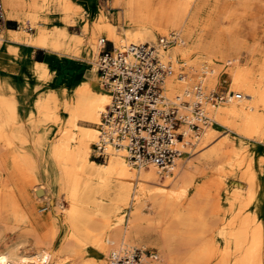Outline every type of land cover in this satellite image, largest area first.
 I'll return each mask as SVG.
<instances>
[{"label":"bare ground","instance_id":"obj_1","mask_svg":"<svg viewBox=\"0 0 264 264\" xmlns=\"http://www.w3.org/2000/svg\"><path fill=\"white\" fill-rule=\"evenodd\" d=\"M2 3L8 16L30 18L35 26L32 32L6 31L7 41L86 62H92L101 49V37L117 48L130 42H152L158 33L176 31L179 39L169 42L160 53L171 60L175 71L164 77L165 95H180L201 80L206 89L227 83L230 91L240 96L207 105L211 119L208 125L203 124L200 136L182 125L185 141L195 137L197 148L192 154L197 155L176 158L171 170L160 171L151 163L134 167L124 150L109 146L103 151V162H97L90 158L98 141L96 125L110 103L111 92L96 86L103 84L93 66L77 78L75 86L52 88L56 69L35 62L29 69L37 84L29 91L33 93L37 85L47 88L34 99L37 107L30 108L29 117L35 113L39 117L29 129H37L44 121L59 129L60 137L50 147V156L59 164L53 166L43 163L38 153L13 147L11 127L24 118L25 109L10 96L15 83L0 76V147L8 146L9 158L7 164L0 160V228L24 224L36 232V221L26 213L12 176L44 198H56L57 205L60 202L55 195L63 191L67 203L62 206L63 235L54 249L44 248L41 235H37L35 252H22L23 240L17 241L0 249V264H106L109 256L108 264L114 252L136 246L131 243L157 245L160 264H264V155H258L264 147V0H112L109 8L95 0ZM227 16L232 18L231 24L225 23ZM55 19L62 23L56 24ZM75 24L80 32L72 34L67 26ZM4 32L0 43L9 48ZM183 64L186 75L180 78L176 71ZM28 86L25 82L16 89L18 103ZM2 88H7L8 94ZM216 125L221 126L220 133ZM203 166L214 169L204 182L214 178L222 188L225 179L240 178V184L230 192L221 224L211 215L221 210L218 201L209 203L202 183L195 184L198 174L204 173ZM191 188L194 190L188 196ZM49 206L47 202L37 210ZM209 206L210 212L205 213ZM177 229L188 233L182 236L188 239L186 250H178L174 244ZM55 234L49 230L45 242H52ZM219 236L224 241L222 247L217 244ZM89 245L96 248L95 257L85 256ZM213 257H217L214 263Z\"/></svg>","mask_w":264,"mask_h":264},{"label":"built area","instance_id":"obj_2","mask_svg":"<svg viewBox=\"0 0 264 264\" xmlns=\"http://www.w3.org/2000/svg\"><path fill=\"white\" fill-rule=\"evenodd\" d=\"M5 21L0 0V32ZM178 38L179 33L171 31L152 42H130L117 48L107 47L108 40L100 38L102 46L95 66L102 84L111 92V100L101 115L94 146L96 157H102L109 146L124 150L134 166L151 163L161 171L171 170L184 149L192 150L194 145L184 140L182 125L198 135L201 126L211 119L206 113L207 105L240 96L229 87L206 89L201 80L180 95L166 96L164 77L175 71L171 60L160 53ZM176 75L180 78L186 75L183 66ZM108 264H160V257L155 249L133 247L114 252Z\"/></svg>","mask_w":264,"mask_h":264},{"label":"rangeland","instance_id":"obj_3","mask_svg":"<svg viewBox=\"0 0 264 264\" xmlns=\"http://www.w3.org/2000/svg\"><path fill=\"white\" fill-rule=\"evenodd\" d=\"M111 1L112 0H108L107 2H105L103 0H95V2L98 5H102L103 7H106V8H109L111 6ZM165 2L168 3L169 0H165ZM2 7L4 9L3 5H2ZM116 10H118V9H116ZM20 12L22 15L26 14V11L24 9H20ZM4 16H5V18L8 17V15H6L5 12H4ZM11 18H14V17H11ZM224 19H225V23L227 22L228 24H231L233 22V20L230 16H227ZM16 20L19 23V27H18V29L20 28V30H18L19 33L21 32V30H25L27 32H32L35 30L34 22L30 18L26 17L24 20H18V19H16ZM55 22H56V24L62 23V22L58 21L57 19H55ZM27 26H31L32 28L27 29ZM15 29H17V28H15ZM67 30L72 34H76L77 32H80V28H79L78 24L67 26ZM118 30L121 31L122 26H119ZM171 31H173V30H171ZM168 32L170 33V30ZM241 34L244 36L246 34V31L242 30ZM159 35H165V34L158 33L154 40H156V38ZM101 36L102 35H97L98 38ZM230 40H231V38L227 37L228 43L230 42ZM0 44L5 46V44H3V43H0ZM95 45H97V41H96ZM112 45L113 44L111 42H109V41L106 42L107 47H111ZM99 50H100V48H99ZM52 53H54V52H52ZM46 54H47V52H46ZM54 54H56L60 58L74 59L76 62L80 63L81 70H84V69H87V68L93 66L95 71H96L95 59L97 57V53L92 57V60H93L92 62L80 61V60H77L76 58L71 57V56H65L62 54L58 55V53H54ZM240 58H241L240 61L244 62L245 57L243 55H241ZM185 67H186V64H183L184 70H186ZM29 71H30L29 77L33 79L34 74L30 69H29ZM1 82L3 84H5V80H2ZM30 83L31 82H29V86L27 88V91L32 86V84H30ZM96 86H98V88H100L101 90H108L110 92V90L107 86H104V85L102 86L100 83H97ZM227 86H228L227 83H218L217 85L214 86V88H216L217 90H224L227 88ZM18 87H19L18 84L15 82V87H12V90H10V96L13 99V102L16 105H19V107H20L21 103H18L17 99L15 98V95L17 94L16 89H18ZM39 87H42V86L37 85L36 89L34 91H36ZM2 90H3L2 92L5 94H8V92H9V90L7 88L6 89L2 88ZM34 107H37V106L33 105L31 103V100H29V102H27L26 106H24V108H25V110L23 111V115H24L23 117L24 118L22 120H16L13 122L12 127H11V130L13 131V137H12V140L14 141L13 147H15V148L17 147V149L20 152L33 153V155L38 153L41 156V160L43 163L53 165V166H55V165L59 166L58 162L53 157L50 156V147H51L52 142H54L55 140H57L60 137V131L58 128H56V126L51 127V123L48 121H44L42 124H38L37 129L36 128L29 129L31 127L30 125L32 124L31 123L32 121H38V119L36 118L39 115L38 113H35V114L32 113V114H34V115H32L33 117H29V115L31 113L30 108H34ZM38 107H40V106H38ZM208 124H209V122L205 125H208ZM205 125H203L200 128L198 136L201 135L202 129ZM96 127L99 128V124L96 125ZM215 127L217 130V133H220V131H222L221 126L216 125ZM43 130L45 131V134H43ZM41 135H43V139H44L43 141H40V138H42ZM191 140H192L191 142L193 144L195 137H192ZM0 148H1L0 149V160L2 161V163L7 164L9 162V158L7 155L8 146L4 145V146H1ZM196 148L197 147L195 146V144H194V147L192 148V150H188L186 148V150L188 152L185 150L186 152H184V154H182L179 157H181L182 159L194 157L195 155H197V153L192 154V152ZM261 149H260L258 155H260V154L264 155V147H262ZM94 154H95V151H93V153H91L90 158L92 160H95L97 162H103V160L105 159L104 155L102 157H99V156L96 157ZM203 168H205L206 170L205 169L203 170L204 171L203 174L202 173L198 174V176L195 179V184L197 185V183H199V182H200V184L202 183V188L204 189V191L207 192L206 196H207V200L209 203H213V201H215V200L218 201V207L220 206L221 210L219 211L218 215L216 212L211 214V215L216 217L215 219L218 221V223L221 224L220 217H221V215H223V209L227 208V205H228L227 201L229 200V198H231L230 192L232 191V188L235 185L240 184V182H239L240 178H236V177L234 178L233 177V178L225 179L224 187L222 188L220 182L214 178H209V180L204 182L209 176L212 175V173H214V169L210 168V167H204V166H203ZM12 185L15 188V191L17 193L18 198L21 200L22 204L24 205V209L26 210V213H28L29 216L34 217V219L36 221V232H33L32 230H30V228L24 224L20 225L18 227L0 228V235L2 236L0 239V249L5 248L9 244H13L17 241L23 240L22 244H20V250L24 253L31 254V253L36 251L35 241L38 239L37 235H41V237H42L41 239L43 241L42 246L44 248L54 249L59 244L60 238L63 235V230L61 228V219H62L64 210H63L62 206L65 207L67 205V203L64 199V192L60 191L58 194L55 195L59 198V202H60V205H57L56 198H49V197L44 198L41 192H38V191L34 192L29 184L27 186L24 185L15 176H12ZM27 187H28L29 191H27ZM192 187H193V185H192ZM193 190H194V188H191L189 190L188 196H190L192 194ZM186 200L182 203V206L179 205L181 209H183V204L186 203ZM201 201L202 202L206 201L204 196L201 198ZM47 202L50 205L49 208L39 212L37 210V208L41 207L43 205H47ZM213 205H214V203H213ZM56 209H57V213H55ZM206 212H210V206L205 207V213ZM49 230L55 231L56 234L54 235V240L52 242L46 243L45 241L48 239V236L45 234ZM176 232L177 233H176L175 241H174V244H176L175 246L177 247L178 250H182V251L186 250L188 248V243H187L188 239H183L182 236L183 235L187 236L188 233L185 232L184 230L181 232L179 229H177ZM204 239L201 238L200 241H202V240L204 241ZM221 239L222 238L219 236L217 244L220 247H222V245L224 244L223 239L222 240ZM131 245H136L134 247H145V248L155 249V250H157V252L159 253V256L161 257L159 247L157 245L150 244V243H147V244L131 243ZM96 253H97L96 248L89 245L84 254L86 257H95ZM108 257H107V260H108ZM107 260H106V264H107ZM211 261L213 263L216 262L217 257H213Z\"/></svg>","mask_w":264,"mask_h":264},{"label":"crops","instance_id":"obj_4","mask_svg":"<svg viewBox=\"0 0 264 264\" xmlns=\"http://www.w3.org/2000/svg\"><path fill=\"white\" fill-rule=\"evenodd\" d=\"M12 11L13 10H9L8 13H12ZM5 14L7 15L6 12ZM11 17L12 16H8L6 18L4 28L0 32L2 33L3 31H5L3 33V36L4 38H6V42L10 45L9 48L5 47L4 45H0V76L9 77L14 83L16 82L19 87L25 82H31V87H33L37 83V81L29 77V67L35 62H44L47 63L50 68L56 69V72L50 83V87L53 86L52 88H56L61 84L67 85L69 87L75 86L77 78L86 69L81 70L80 63L76 62L74 59L60 58L56 54L44 48L33 47L14 41H7L9 34L6 31L19 30L18 21L16 20V18ZM16 24H18V26ZM13 49H17L15 50L16 52ZM13 51L15 52V54ZM31 87L29 88V90H31ZM45 88L47 87L42 86L33 93L29 90L24 93L21 97V105H23V108L24 106H26L29 100H31V103L33 104L34 99L38 95L39 91H43Z\"/></svg>","mask_w":264,"mask_h":264}]
</instances>
